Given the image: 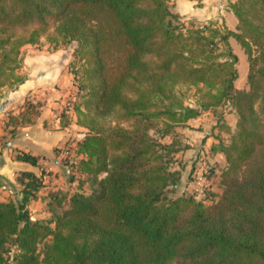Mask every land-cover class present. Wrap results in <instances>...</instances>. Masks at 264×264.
Instances as JSON below:
<instances>
[{"label": "trees", "instance_id": "trees-1", "mask_svg": "<svg viewBox=\"0 0 264 264\" xmlns=\"http://www.w3.org/2000/svg\"><path fill=\"white\" fill-rule=\"evenodd\" d=\"M169 2L0 0V101L25 81V45L44 36L55 47L76 44L82 76L73 109L88 130L76 171L92 187L50 194L53 220H34L27 205L43 178L21 173V200L0 202V264L10 245L16 264H264V0L230 3L238 24L225 33L213 23L187 26ZM230 38L247 56L248 89L235 86ZM185 86L198 89V107L186 105ZM227 104L236 131L228 127L230 143L212 147L227 163L221 196L209 205L186 194L169 199L181 149L163 140ZM37 113L27 101L20 122ZM18 159L37 166L39 157Z\"/></svg>", "mask_w": 264, "mask_h": 264}, {"label": "crops", "instance_id": "crops-1", "mask_svg": "<svg viewBox=\"0 0 264 264\" xmlns=\"http://www.w3.org/2000/svg\"><path fill=\"white\" fill-rule=\"evenodd\" d=\"M235 1L237 0H176L174 10L205 24L229 27L228 17L234 14L229 11L228 4ZM67 64L68 61H63L56 52L34 51L26 55L22 70L26 75L25 81L6 91L0 101V202L21 200V173L32 172L42 177L44 186L27 205L34 220H53L48 207V194L50 191H68L64 188L67 183L62 176L65 167L61 164V159L69 154L67 149L70 137H74L75 127L83 129L76 123L77 116L73 109L66 108L73 88ZM27 101L37 106L38 113L32 116L30 122L22 123L20 116ZM14 117L16 122L11 121ZM67 118L72 122L69 123ZM77 144L78 142L75 148ZM22 153L38 156V165L33 166L19 160L18 155ZM40 166L44 170L49 168L51 174H42ZM73 191L75 190L72 189L70 193Z\"/></svg>", "mask_w": 264, "mask_h": 264}, {"label": "rangeland", "instance_id": "rangeland-1", "mask_svg": "<svg viewBox=\"0 0 264 264\" xmlns=\"http://www.w3.org/2000/svg\"><path fill=\"white\" fill-rule=\"evenodd\" d=\"M175 1L176 0H170L169 2L171 10L174 13H176L174 10ZM230 3L233 2H229V4ZM180 16L187 26L193 24L195 27H203L210 24L199 22L192 17H186L182 15ZM237 22L238 21L236 20V17L229 15L227 24L233 31L237 30V26H235L238 24ZM214 26L218 27L217 25ZM229 27L224 25L218 28L223 33H225L227 30H231ZM229 43L232 51L238 57V62L236 64L238 78L235 82V86L238 89H248L247 82L249 63L247 56L241 45L234 38H230ZM75 48L76 44L59 45L58 47H55L54 44L47 40L46 36L41 39L38 45H25L22 48V60L26 55L31 54L34 51H44L56 52L60 54L63 61H68L67 67L69 69L73 88L70 90V104L68 106L66 105L67 109H73L74 105L79 102L78 90L82 76V70L81 62L75 55ZM22 70L23 62L22 68L19 70V74L25 77V72H22ZM8 90L10 89L4 90V95ZM180 91L184 93L186 105L198 107L199 93L196 87L185 86L182 87ZM2 98H4V96ZM67 121H69L68 118ZM237 121L238 115L236 111L228 104L217 108L215 111L203 110L200 117L190 120L185 126L178 127L176 129L175 136L167 137L163 140L165 143H171L172 141H175L177 148L181 149V151L175 156L177 161L173 164V168L181 169L182 175L177 187L169 189L167 193L169 199L186 194L188 196H193L196 200L204 202L208 205L216 202L219 199L224 189L222 183V174L225 167L227 166V163L224 154L212 150V147L218 146L220 143L226 145L230 143L231 136L230 132L227 131V128L229 127L232 132H235L237 128ZM71 122L72 121H69V123ZM82 128L83 129L79 130V128L75 127L73 131L74 135H72L74 137H70V142L67 149L69 154L65 158L62 157L61 159V164H63L65 167V171L63 172L62 176L65 183H67L64 188L69 192L74 189L75 191H73V193L77 192L80 188V182H84L86 180L85 176L76 171L78 162L81 159V155L77 152V147L75 148L76 142L79 141L77 135L84 130L88 131L86 128ZM46 169L47 170H44L40 166V171L42 174L47 176L49 173L51 174L52 171H50L49 168ZM57 174L60 173L57 172ZM199 177H202L205 180L206 185H204V187L202 186L200 192L197 193L196 181ZM80 191L85 194H90L92 192L90 183L85 181V183L82 184ZM50 192L51 193H49L48 196L54 193L53 191ZM16 253V247L14 245H10V252L7 255L9 257L8 264H16L14 259Z\"/></svg>", "mask_w": 264, "mask_h": 264}, {"label": "built area", "instance_id": "built-area-1", "mask_svg": "<svg viewBox=\"0 0 264 264\" xmlns=\"http://www.w3.org/2000/svg\"><path fill=\"white\" fill-rule=\"evenodd\" d=\"M69 104H70V102L68 101L66 105L68 106ZM87 133H88V131H86V130H84L83 132H80V134L77 135V137L79 139L78 142L82 141L86 137ZM204 185H206L205 180L202 177H199L196 181V186H197L196 192L199 193L201 190V187L202 186L204 187Z\"/></svg>", "mask_w": 264, "mask_h": 264}]
</instances>
